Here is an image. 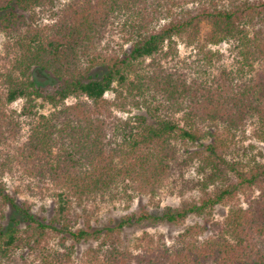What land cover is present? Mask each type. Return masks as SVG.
Returning <instances> with one entry per match:
<instances>
[{
  "label": "trees",
  "instance_id": "1",
  "mask_svg": "<svg viewBox=\"0 0 264 264\" xmlns=\"http://www.w3.org/2000/svg\"><path fill=\"white\" fill-rule=\"evenodd\" d=\"M187 3L71 0L43 22L40 14L52 13L55 0H0V28L16 55L11 69L0 73V145L18 142L21 120L27 125L12 159L0 162V174L15 164L54 201L52 217L39 219L0 180V202L11 212L6 225L0 222V264H72L69 255L47 247L52 235L74 243L100 239L87 249L85 264H264V160L247 167L231 161L222 139L223 132L251 125L264 142V0ZM121 16L127 49L102 53L105 32ZM202 23L209 25L203 41L229 44L236 65L212 74L218 53L200 46L190 74L164 66L160 58L174 49V38L195 43ZM34 71L47 75L50 84L36 82ZM124 87L137 92L152 122L143 114L133 122L113 114L104 94L122 96L117 88ZM68 98L75 102L66 103ZM16 100H22L20 110H7ZM43 104L50 106L46 114L38 112ZM206 137L200 149L181 152ZM195 161L202 192L197 202L157 214L132 213L102 229L88 223L73 229V203L112 190L153 198L171 175ZM254 188L258 194L245 198V208L231 207L221 222L189 226L170 245L143 233L134 252L121 247L124 227L143 221L179 225Z\"/></svg>",
  "mask_w": 264,
  "mask_h": 264
},
{
  "label": "rangeland",
  "instance_id": "2",
  "mask_svg": "<svg viewBox=\"0 0 264 264\" xmlns=\"http://www.w3.org/2000/svg\"><path fill=\"white\" fill-rule=\"evenodd\" d=\"M56 7L52 13L47 10L40 14L43 22H47L52 14L57 12L59 7L67 4L71 0H55ZM186 5L190 6V0ZM185 5V3H184ZM120 17L119 21H116L110 26L105 35L103 36L98 49L103 53L104 51H117L119 47L124 50L127 49L128 45L123 42L120 23L125 18ZM257 27V26H256ZM209 31V25L202 23L199 27L198 37L196 42L191 44L188 43L186 38H174V49L168 51V56L163 59L160 58V62L169 68L178 70H187L190 74L193 66H197V60L201 57V52H198V48L202 46L204 51L210 53H218V57L212 58V66L209 69L212 74H217L220 67L231 68L236 65L234 53L229 51V44L220 43L218 45L206 44L203 41L207 32ZM166 50V48L164 49ZM171 52V53H170ZM15 49L11 45L8 37L2 32L0 28V73H5L11 69V64L15 58ZM149 60H146L148 62ZM33 79L39 84H50V79L47 75L41 72H33ZM51 87V86H50ZM50 87H47L49 89ZM122 96H116L113 92H106L104 97L113 102L111 108L113 114L121 120L134 121V116L144 113V108L138 104L140 97L136 91L132 89L130 91L124 88H117ZM2 92V79L0 78V94ZM75 99L68 98L66 103H73ZM40 103V101H38ZM22 105V100H16L15 102L6 106L7 110H14L18 112ZM38 112L46 114L50 110V106L43 104L38 106ZM180 114L174 116L175 119H180ZM147 117L148 122H152ZM20 134L18 136V142L7 141L0 145V162H3L11 158V152H13L16 144H19L27 134L26 121L21 120ZM204 129L206 126L203 127ZM222 133V132H221ZM256 131L253 126L246 125L245 128L232 131L230 133L223 132L222 139L225 145V155L231 161H240L244 166H251L253 161L263 162L264 160V142L256 136ZM209 141V138L194 143L193 145H186L181 148V152H192L193 150L200 149V144H205ZM250 164V165H249ZM11 171L5 169L0 174V180L5 184L6 191L9 195L14 197L20 203H27L31 211L39 219H50L53 215L54 201L50 195V191L44 187L41 189L35 185L32 181L27 178H23L19 168L15 164H10ZM200 180L197 163L192 162L185 167H182L179 171L171 175L165 182V185L159 192L150 198L148 195L139 194L132 191L112 190L103 196H98L90 201L77 205L73 203V209L71 214V221L73 229L84 228L85 223L90 224L95 229H102L106 226L112 225L117 222L120 218L129 214H139L142 211H148L152 214L160 213L167 207L176 208L182 206L184 203L197 202L202 196L200 187L197 186L196 181ZM258 190L256 188L252 190H246L244 193H239L237 200L232 204H217L213 206L204 215L190 214L186 217L182 224H170L166 222H151L143 221L139 224L124 227L119 234L121 247L129 251L134 252V246L137 239L143 234L147 233L154 239L161 238L166 244H171L173 238L182 232L189 226H202L206 221L221 222L228 214L231 207L240 206L245 208V198L247 196H256ZM11 212L9 209L2 205L0 202V222L6 225L9 221ZM20 228L24 227L23 223H20ZM59 235H52L48 239L47 247L52 250L59 251L60 253L69 255V261L72 264H85L88 260L86 254L87 249L96 248L100 239H89L88 241H81L74 243L69 239H60ZM202 238V236H201ZM200 238V239H201ZM63 244V246H62ZM25 254V251H24ZM30 258H35L32 253H29ZM39 262L38 259H35Z\"/></svg>",
  "mask_w": 264,
  "mask_h": 264
}]
</instances>
